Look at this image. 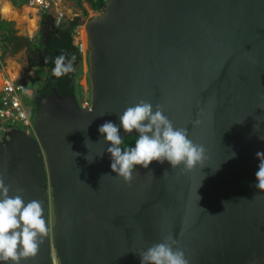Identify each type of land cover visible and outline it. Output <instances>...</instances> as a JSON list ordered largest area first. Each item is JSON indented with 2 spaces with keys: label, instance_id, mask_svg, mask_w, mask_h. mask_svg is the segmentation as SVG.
<instances>
[{
  "label": "water",
  "instance_id": "obj_1",
  "mask_svg": "<svg viewBox=\"0 0 264 264\" xmlns=\"http://www.w3.org/2000/svg\"><path fill=\"white\" fill-rule=\"evenodd\" d=\"M86 30L90 106L53 88L35 136L0 142L10 195L41 201L48 228L21 264H141L169 236L189 264H264V0H107ZM140 100L188 129L204 167L153 161L130 185L112 171L99 126Z\"/></svg>",
  "mask_w": 264,
  "mask_h": 264
},
{
  "label": "clouds",
  "instance_id": "obj_2",
  "mask_svg": "<svg viewBox=\"0 0 264 264\" xmlns=\"http://www.w3.org/2000/svg\"><path fill=\"white\" fill-rule=\"evenodd\" d=\"M80 1L86 7L89 6L87 0ZM97 12L96 15L100 14L102 10ZM44 14H47V18L55 20L50 12ZM44 14L39 19L37 17V22L40 20L42 23ZM2 44L1 41V46ZM8 52L9 50L6 53L3 52L4 64ZM64 60L65 58L62 56L57 57L53 69L54 76L60 77L73 70L71 62L65 64ZM43 74L46 75V71H43ZM24 84L27 88L25 93L28 95L31 89L33 91V88L27 86L26 82ZM29 114L32 117V114ZM119 118V126L112 121H106L99 126L98 130L102 135H105L107 142H111L107 152L111 154L112 171L129 185L134 179L136 167L139 165L147 169L153 161L161 164L168 161L172 168L183 165L185 171H192L197 165L204 167L207 159L206 148L189 139L186 127H175L174 123L164 114L161 105H156L154 110L150 102L140 100L134 106L127 107ZM34 122L35 118L33 125ZM194 123L199 124L200 121L196 120ZM17 125H8L4 132L9 129H18ZM121 127L124 132L129 134L133 133V130L138 132L139 138L134 147L128 149L120 147L123 142L120 135ZM26 131L30 136H35L34 130L30 132L26 127ZM256 156L260 163L255 174L258 180L255 187L264 191V151L257 152ZM93 160H89V162ZM10 192L11 185L6 184L4 176L0 175V262L21 264L22 260L35 258L38 255L40 245L48 234V228L41 201L33 199L26 202L20 194L23 192L22 189H16L17 194L15 195H10ZM175 245H177V241L170 236L161 242L152 244L140 253L141 264H189L183 249Z\"/></svg>",
  "mask_w": 264,
  "mask_h": 264
},
{
  "label": "trees",
  "instance_id": "obj_3",
  "mask_svg": "<svg viewBox=\"0 0 264 264\" xmlns=\"http://www.w3.org/2000/svg\"><path fill=\"white\" fill-rule=\"evenodd\" d=\"M87 1L89 7L94 11L103 10L106 4V0ZM77 2L81 6L82 13L89 15L88 8L84 6L80 0H77ZM13 18L19 20L18 16ZM46 20L47 14H44L42 23ZM10 23L7 22V20H0V28L7 31V33H3L5 40L3 39L4 44H2V50L4 53L8 50L12 53H16L24 48H27L29 57L27 60L24 58L23 62L27 61L29 67H42L39 55H43L44 53L46 61V79L38 90L39 92L43 91L45 94L49 95L55 87L59 94H84V88L79 81L81 74L83 73V56L79 45L75 43L74 36L75 28L80 24L79 16L73 19H67L61 25L57 24L55 20H52L49 24L45 41H42L41 37L31 40L28 37L26 38L16 35V30L11 27L12 25ZM60 56L65 58V64L69 61L71 62L73 70L65 75L56 77L53 75V69L55 68V61L57 57ZM32 98L34 99L35 95H33ZM138 138L139 136L136 135L127 137L123 140L120 147L122 149L132 148L135 146V142Z\"/></svg>",
  "mask_w": 264,
  "mask_h": 264
},
{
  "label": "rangeland",
  "instance_id": "obj_4",
  "mask_svg": "<svg viewBox=\"0 0 264 264\" xmlns=\"http://www.w3.org/2000/svg\"><path fill=\"white\" fill-rule=\"evenodd\" d=\"M68 4L67 7H69V9L71 11L68 12V16L63 17V16H57L55 17L56 23H58L59 25H61L65 20L67 19H73L77 16L80 17V24L75 28L74 31V36H75V43L80 45L81 48V53L83 56V73L81 74V78H80V84L83 86L84 88V95L87 94L88 97H90V94L87 93V89H88V85L89 83V79H88V62H87V48H86V34H85V28H86V23L89 20V18L95 16L98 12L94 11L93 9H91L89 6L87 7L89 10V15H85L82 13V9L81 6L78 4L77 0H67ZM84 6H86L85 4H83ZM32 12H34L32 10ZM36 13V11L34 12V14ZM32 14V13H31ZM36 15V14H35ZM34 15V16H35ZM42 15V13H38V19L40 18V16ZM33 17V14L31 15V18ZM13 21V22H12ZM40 21V20H39ZM38 21V22H39ZM7 22H12V26H14V28H16L17 32L20 31L21 34L24 32V28L22 23L13 19H8ZM37 24V21H36ZM26 25V23H25ZM24 25V26H25ZM39 26V32L36 35V38H40L41 37V26L42 23L40 21V25ZM76 33V34H75ZM79 42V43H77ZM7 61H8V67H7V72L10 73V75L16 71V75L18 77L19 75V79L21 81L26 82L27 86H29L30 88H34V87H41V83H42V76L41 74L43 73V68L42 67H38L36 69H29L26 70L24 69L23 66V60L24 58H19L17 57L19 54L18 53H12L10 50L7 53ZM5 65H7V63L5 62ZM38 75V76H37ZM12 76V75H11ZM13 78V77H12ZM16 78V77H14ZM29 93H32V89L31 91H29ZM24 103L26 105L27 110L29 111V113L32 114V118L34 119L36 116V109L32 108L31 103H30V97L24 93ZM34 109V110H33ZM32 111V112H31ZM9 123L8 122H2L0 119V126H5L6 128H8ZM18 129H21L23 131H26V127H24L23 125H21L20 123H18L17 125ZM33 137V135H31ZM52 210V219L54 217V208H51Z\"/></svg>",
  "mask_w": 264,
  "mask_h": 264
},
{
  "label": "built area",
  "instance_id": "obj_5",
  "mask_svg": "<svg viewBox=\"0 0 264 264\" xmlns=\"http://www.w3.org/2000/svg\"><path fill=\"white\" fill-rule=\"evenodd\" d=\"M64 0H28L31 8L44 14L54 10ZM83 2L86 0H82ZM57 14L62 16V13L57 10ZM0 14V18H1ZM27 91L26 85L18 78H12L10 73L7 72L4 64V56L0 40V119L2 122H9L10 125L18 123L26 126L28 131L34 130L33 119L30 116L26 105L24 103V93ZM83 106H90V100L87 98L83 101ZM6 127L0 126V142L2 134ZM52 264H58L57 258L53 260Z\"/></svg>",
  "mask_w": 264,
  "mask_h": 264
},
{
  "label": "crops",
  "instance_id": "obj_6",
  "mask_svg": "<svg viewBox=\"0 0 264 264\" xmlns=\"http://www.w3.org/2000/svg\"><path fill=\"white\" fill-rule=\"evenodd\" d=\"M67 4H68L67 0H64V2L60 4L58 7L57 6L54 7V10H52L50 13L55 18L57 16H61L60 14L56 13V11L59 10L62 13V16L66 18V16H68V12L71 11L69 7H67ZM32 10L34 12L36 11L34 8H31L29 6L28 0H0V14L2 15L0 20L5 21L8 19H13V20L18 21V19L13 18L15 16H18L19 22L22 23L23 25L24 32L21 34L20 31L17 32L14 26H11L12 28L16 30L15 34L18 36L26 37V38L28 37L29 39L34 40L36 38L37 33L39 32V26H38L39 23L37 22L36 24L37 17L34 14V12H32ZM31 13L33 14L32 18H31V15H32ZM10 24L12 25V23ZM3 33H7V31L5 29L0 28V40L4 44L5 38L3 36ZM41 36H42V32H41ZM25 51H26V48L20 50L19 52H16L19 54L17 57L19 58L20 56V58H25ZM7 56L5 57V62L7 63V65L5 66L6 70L8 67ZM16 74H17L16 71H14L11 75L14 78V77H17ZM19 75L20 73L18 74V77Z\"/></svg>",
  "mask_w": 264,
  "mask_h": 264
},
{
  "label": "flooded vegetation",
  "instance_id": "obj_7",
  "mask_svg": "<svg viewBox=\"0 0 264 264\" xmlns=\"http://www.w3.org/2000/svg\"><path fill=\"white\" fill-rule=\"evenodd\" d=\"M53 19L52 18H47V20L42 24V26H41V32H42V36H41V38H42V41H45L46 40V37H47V32H48V28H49V24H50V22L52 21ZM40 29V28H39ZM43 32H44V34H43ZM35 54H37V53H35ZM29 56H28V51H27V48H26V51H25V58H26V60H27V58H28ZM39 57H40V64L42 65V68H43V71H46V61H45V56H44V53H43V55H39ZM24 60V59H23ZM23 62V61H22ZM23 66L22 67H24V69H26V70H29V69H36V68H38V66L37 67H29L28 66V64H27V61H24L23 63ZM38 76V75H37ZM41 76H42V83H44L45 82V79H46V75H44L43 73L41 74ZM42 83H41V86H42ZM89 86L90 85H88V91H87V93H89L90 94V88H89ZM55 88V87H54ZM40 89V87H35L34 89H33V91H32V93H29L28 94V96L30 97V103H31V106H32V108H34V109H36V111H37V108H38V103H37V99L39 98V97H46L47 96V94H45L43 91H38ZM53 90V89H52ZM33 95H35V98L33 99L32 98V96ZM76 95H77V97H78V99H79V102L82 104V100L84 101L85 99H89L90 97H88L87 96V94L86 95H81V94H78V93H76ZM33 109V110H34ZM35 111V112H36ZM32 112V111H31ZM9 130H12V129H9ZM8 130V131H9ZM6 132V131H5ZM5 132L2 134V139H1V142H3L4 141V139H5V137H7L6 136V134H5Z\"/></svg>",
  "mask_w": 264,
  "mask_h": 264
},
{
  "label": "bare ground",
  "instance_id": "obj_8",
  "mask_svg": "<svg viewBox=\"0 0 264 264\" xmlns=\"http://www.w3.org/2000/svg\"><path fill=\"white\" fill-rule=\"evenodd\" d=\"M85 34H86V48H87V30L85 28Z\"/></svg>",
  "mask_w": 264,
  "mask_h": 264
}]
</instances>
